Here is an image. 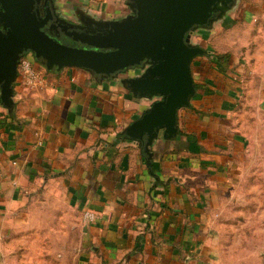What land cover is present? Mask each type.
I'll return each instance as SVG.
<instances>
[{
  "label": "crops",
  "instance_id": "0c3cea01",
  "mask_svg": "<svg viewBox=\"0 0 264 264\" xmlns=\"http://www.w3.org/2000/svg\"><path fill=\"white\" fill-rule=\"evenodd\" d=\"M129 4L52 0V10L60 21L86 26L126 17ZM198 30L213 53L194 37ZM190 42L206 51L195 58L199 67L191 65L196 94L178 113V135L160 134L148 146L123 134L160 99L127 90L125 80L143 69L111 78L76 68L49 72L32 56L43 84L28 85L19 72L12 107L0 99V234L20 228L27 210L52 203L79 217L81 264H215L214 204L233 200L250 153L237 111L264 108V0H236ZM86 211L96 221L83 223Z\"/></svg>",
  "mask_w": 264,
  "mask_h": 264
},
{
  "label": "water",
  "instance_id": "95a60500",
  "mask_svg": "<svg viewBox=\"0 0 264 264\" xmlns=\"http://www.w3.org/2000/svg\"><path fill=\"white\" fill-rule=\"evenodd\" d=\"M236 0H130V14L107 22L74 26L60 21L52 0H0V99L12 107L19 61L30 53L49 72L66 68L111 78L142 67L125 86L135 98L153 102L123 134L150 145L160 134L179 133L178 113L196 94L191 65L206 55L190 42L197 29H208ZM67 42L61 41L59 37Z\"/></svg>",
  "mask_w": 264,
  "mask_h": 264
},
{
  "label": "rangeland",
  "instance_id": "374dc122",
  "mask_svg": "<svg viewBox=\"0 0 264 264\" xmlns=\"http://www.w3.org/2000/svg\"><path fill=\"white\" fill-rule=\"evenodd\" d=\"M237 29H241L238 33L246 31ZM204 36L205 32L199 30L194 35L213 53L214 45ZM200 62L195 60L194 67ZM237 114L246 136L251 138L247 139L250 153L242 159L240 177L244 181L234 189L233 200L227 195L214 204L219 207L220 218L211 222V256L215 264H260L264 258V108L256 107L255 111L245 106ZM8 221L10 224L11 220L5 223ZM20 221V228L5 227L7 234H0V264H81L83 234L76 213L56 211L54 204L47 203L27 210Z\"/></svg>",
  "mask_w": 264,
  "mask_h": 264
},
{
  "label": "built area",
  "instance_id": "2783aa9c",
  "mask_svg": "<svg viewBox=\"0 0 264 264\" xmlns=\"http://www.w3.org/2000/svg\"><path fill=\"white\" fill-rule=\"evenodd\" d=\"M32 55L26 53L19 61L18 70L23 74L24 80L28 85H42L43 79L41 75L37 72L32 63ZM83 219L87 223L96 221V216L90 211H86L83 214Z\"/></svg>",
  "mask_w": 264,
  "mask_h": 264
},
{
  "label": "flooded vegetation",
  "instance_id": "af4514ba",
  "mask_svg": "<svg viewBox=\"0 0 264 264\" xmlns=\"http://www.w3.org/2000/svg\"><path fill=\"white\" fill-rule=\"evenodd\" d=\"M52 34H53V35H56V34L53 33V32H52ZM56 36L60 38V36H58V35H56ZM141 68H142V67H139V68H132V69L125 70V71H123V72H127V71H129V70H133V69L141 70Z\"/></svg>",
  "mask_w": 264,
  "mask_h": 264
},
{
  "label": "trees",
  "instance_id": "16d2710c",
  "mask_svg": "<svg viewBox=\"0 0 264 264\" xmlns=\"http://www.w3.org/2000/svg\"><path fill=\"white\" fill-rule=\"evenodd\" d=\"M217 59V62L220 60V58L218 56L215 57Z\"/></svg>",
  "mask_w": 264,
  "mask_h": 264
}]
</instances>
